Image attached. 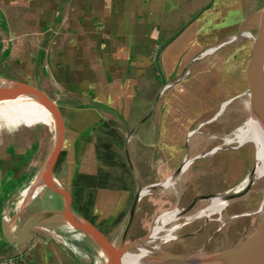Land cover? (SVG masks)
Here are the masks:
<instances>
[{
    "label": "crops",
    "instance_id": "0c3cea01",
    "mask_svg": "<svg viewBox=\"0 0 264 264\" xmlns=\"http://www.w3.org/2000/svg\"><path fill=\"white\" fill-rule=\"evenodd\" d=\"M262 7L264 0H0V80L35 86L57 105L64 136L53 177L69 194L75 174L96 172L94 127L103 120L122 124L124 143L151 109L128 140L141 185L165 180L191 159L173 183L139 198L134 215L142 199L157 202L151 210L159 214L172 209L170 197L186 184L195 194L207 176L225 184L219 192L240 183L248 154L222 134L233 116L219 132L207 135L201 127L240 97ZM3 102L13 125L0 126V264H101L89 240L62 221L34 225L21 244L4 239L2 225L37 177L53 128L29 125L11 100ZM134 190V182L95 190L91 212L103 233L119 226ZM34 199L23 210L43 208H30ZM58 200L45 207L61 206ZM18 217L10 230L20 226Z\"/></svg>",
    "mask_w": 264,
    "mask_h": 264
},
{
    "label": "water",
    "instance_id": "95a60500",
    "mask_svg": "<svg viewBox=\"0 0 264 264\" xmlns=\"http://www.w3.org/2000/svg\"><path fill=\"white\" fill-rule=\"evenodd\" d=\"M240 82V96L243 97L246 109L245 121L250 127L252 123L258 128L264 137V112L260 109V102L264 98V7L259 12L255 33L250 37L248 57L241 72ZM21 96L36 98L48 111L51 116L53 139L37 177L26 190L23 197H21L14 212L2 225L3 236L7 242L21 244L26 240L31 227L41 222L54 220L65 222L87 238L100 254L101 264H121V257L126 253L134 254L135 261L139 264H155L163 259L180 260L181 262L177 264H264V209L255 227L245 236L225 248L205 250L200 247L185 252H173L147 244L155 225L153 222L164 213H173L176 216L180 210L177 211L175 208L157 214L149 230L144 235L126 240L127 231L139 198L154 187L164 186L169 182L173 183V179L191 160L185 158L182 164L165 180L150 185H141V181L129 158L128 140L131 131L149 114L151 109L125 134L124 154L135 190L114 236L112 238L107 237L94 222L74 209L70 194L53 177V170L61 154L64 136L63 119L55 102L35 86L12 79L0 80V102ZM246 142H250L253 146V165L235 188H240L242 182L248 180L245 186L239 191L230 192L231 189H229L224 192L196 196L193 197V200L199 197H208L210 199L222 197L225 203L232 197L240 196L247 191L255 179L253 173L256 165V144L253 140L249 139L237 141V144L232 147L240 146ZM214 149H210L208 153ZM43 191L54 197H59L61 206L43 207L33 210L24 218L19 227L10 230L11 224L23 208ZM188 206L189 204L184 208ZM149 251L153 253H149Z\"/></svg>",
    "mask_w": 264,
    "mask_h": 264
},
{
    "label": "flooded vegetation",
    "instance_id": "af4514ba",
    "mask_svg": "<svg viewBox=\"0 0 264 264\" xmlns=\"http://www.w3.org/2000/svg\"><path fill=\"white\" fill-rule=\"evenodd\" d=\"M213 177L207 176L205 178V181L202 184V188L199 190L200 192L198 193L188 194L189 186L186 184L184 189L181 188V191L177 192L176 196L172 195L170 197V200L167 205H169V207L175 208V210L177 211L179 210L180 211L174 218L162 224L163 225L162 227H159L158 229H156L153 235L151 233L150 239L147 241V244L154 245L156 248H159L162 250L173 251V252H185V251H189V250L200 248V247H202L205 250L220 249V248H225L227 246L213 248V247H210L209 244H210V241H212L211 239L213 238V236L218 234V232L220 231L221 232L224 231L223 227H224L225 222L228 219L237 217L242 214H247L248 215L247 224L249 225L250 219H251V211L247 213H243V212H240V210L246 205V202L247 204H249L250 200L239 201L238 196L234 197V199H232L231 201L225 202L218 211L213 210L214 212L211 211L208 214L201 212V210L204 209V207L202 208V206H199L200 205L199 202L204 201V200H209L210 198L199 197L193 200V197L209 195V194L217 192L216 190L209 188V187H212V184H214V182L215 184L220 182L217 177H216L217 179H215L216 181L213 179ZM150 196L151 195L149 194V197ZM157 198H159V196H156L155 200H157ZM156 203H153L148 199H142L140 201L138 212L133 216L132 221L129 225L127 235H126V240L140 237L149 230V227L154 217L157 215L156 212H153L151 210L153 207L156 206ZM188 204L189 206L187 208H184ZM235 205H236V208H234ZM223 209L225 210L229 209V212L224 216L223 220H221V211ZM212 213H216L217 215L215 217L210 216V214ZM148 217L150 218L148 219ZM199 217H201V220L198 222V224L188 229L187 225ZM137 218H139V220ZM215 220H218V222L216 223V225H213ZM153 223L155 224V222ZM233 229L235 228L231 227L229 231L232 232ZM227 231L228 229H226L223 232V235L227 234ZM166 232H169L170 236L165 237L166 238L165 239L163 235ZM203 233H204V236L202 237ZM149 253H153V252L149 251ZM180 262L181 261L177 259H163L161 261L156 262L155 264H177ZM4 264H12V262H5ZM15 264H24V262L21 259L19 260L17 259L15 260Z\"/></svg>",
    "mask_w": 264,
    "mask_h": 264
},
{
    "label": "rangeland",
    "instance_id": "374dc122",
    "mask_svg": "<svg viewBox=\"0 0 264 264\" xmlns=\"http://www.w3.org/2000/svg\"><path fill=\"white\" fill-rule=\"evenodd\" d=\"M223 72V71H222ZM224 74V72L222 73ZM207 75L203 77V83H205L206 81H208ZM225 79V77L223 78ZM241 79V78H240ZM203 86V85H202ZM240 88H241V82H240ZM231 111H234V114L231 115ZM231 116H233L234 119V124L229 128H224L222 134H228L225 135L227 136V139H230L233 137L234 132L236 131V129L238 127H241L244 125V123L246 122V109L244 106V101H243V97H239L237 99H235L232 103L229 104V106L225 107L223 110V113L213 122L209 123V124H205L201 127V131L202 132H206L207 135H209L210 133H213L215 131L219 132L222 127H221V121L223 119L226 118H232ZM35 123V122H34ZM37 124H41V122H36ZM4 124L6 125H13L10 122H7L4 118L0 117V126H3ZM20 125H22V122H19ZM228 132V133H227ZM233 134V135H232ZM213 142L219 143L221 140L220 139H215L212 140ZM212 142V143H213ZM210 143V142H209ZM230 146H234L237 144V140L232 138L231 141H229L227 143ZM244 149H245V153L248 154V159H249V164L246 165L245 167H242L239 175L241 176V180L240 182L243 180V178L245 177V175L247 174V172L252 168L253 165V159H254V153H253V146L250 142H246L242 144ZM257 146V145H256ZM256 153H257V147H256ZM256 160H257V156H256ZM113 170H117L120 171V169L118 168V166L113 167ZM219 175V174H218ZM220 177V175H219ZM225 186V184L220 180L219 183H217L215 186L209 187L211 189L216 190L217 192H219V190H221L223 187ZM237 186V185H236ZM235 188V187H234ZM47 193V192H45ZM49 194V193H48ZM42 197V195L40 196V194L35 197L32 205L30 206V208H35L36 206H56L59 202V197H54L53 199H48V198H40ZM239 201H247L250 200L249 204H247L240 210V212L243 213H247L249 211H251V219H250V223L249 225L247 224V214H242L239 215L237 217H233L231 219H228L225 224H224V231L226 229H228L227 234L223 235L224 231H220L218 232V234H216L215 236H213V238L211 239L212 241H210L209 246L210 247H225L230 245L231 243H233L234 241L242 238L243 236H245L248 232H250L255 225L257 224L260 215L264 209V174L255 177V179L253 180V182L250 184V186L248 187L247 191L244 192L243 194H241L240 196H238ZM233 198L229 199L228 201H231ZM212 199L209 200H204L199 202V206H202V208H206L210 203H211ZM227 201V202H228ZM198 206V207H199ZM238 206V205H237ZM233 208V207H232ZM236 208V205L235 207ZM231 209V208H230ZM207 211V209H205ZM30 209L27 208L25 210H23L22 212H20L19 217H18V223L17 224H21L22 221L24 220V218L29 214ZM217 211V210H216ZM214 212V211H213ZM229 212V209H223L221 211V220H223L224 216ZM205 214H208L207 212ZM220 214V213H219ZM165 215V214H164ZM216 213H212L210 214V216H216ZM171 217H175L173 215H171ZM170 217L169 214V218L166 221H161L159 224H156V226L158 225L159 227H162L164 223L170 221V219H172ZM150 217H148L149 219ZM139 220V218H137ZM147 219V221H148ZM201 220V217L196 218L195 220H193L191 223H189L187 225V228L190 229L194 226H196L198 224V222ZM218 222V220H215V222L213 223V225H216V223ZM161 224V225H160ZM41 226V225H40ZM42 226H46V225H42ZM118 226V222L115 223L110 230H107V235L109 238H112L115 234V230L117 229ZM228 227H234L235 229L232 230V232L229 231L230 228ZM181 230V229H180ZM235 230V231H234ZM175 233V232H173ZM204 236V233L202 234V237ZM61 241H64L63 238H60ZM69 240V238H67ZM66 242V241H65ZM70 242V241H69Z\"/></svg>",
    "mask_w": 264,
    "mask_h": 264
},
{
    "label": "trees",
    "instance_id": "16d2710c",
    "mask_svg": "<svg viewBox=\"0 0 264 264\" xmlns=\"http://www.w3.org/2000/svg\"><path fill=\"white\" fill-rule=\"evenodd\" d=\"M94 128L96 131V172L90 175L75 174L70 188L75 210L92 222H94V215L91 212V203L96 189L122 188L128 182L133 183L124 154L122 124L103 120ZM115 166H118L120 171L113 170Z\"/></svg>",
    "mask_w": 264,
    "mask_h": 264
},
{
    "label": "bare ground",
    "instance_id": "6f19581e",
    "mask_svg": "<svg viewBox=\"0 0 264 264\" xmlns=\"http://www.w3.org/2000/svg\"><path fill=\"white\" fill-rule=\"evenodd\" d=\"M11 101L18 107V109L20 110L22 115L28 121L29 125L33 124L34 122L35 123L36 122H42V123H48V124L51 123L50 114L48 113V111L45 109V107L36 98L21 96V97L11 99ZM260 109L264 112V98L260 102ZM36 116H37V118H36ZM47 116H48V118H47ZM0 117L4 118L7 122L11 123L9 115H8V111H7L3 101L0 102ZM39 126H41V125H39ZM37 129H38V127H37ZM41 129H43V128H41ZM38 133H41V132H38ZM232 138L236 139L237 141H245V140L251 139L255 142V144L257 145L256 146L257 147V153H256L257 160H256V165H255L253 177H258V176L264 174V137L261 134V132L259 131V129L256 128L252 123H251V127H250L249 124L247 122H245L243 126L238 127L236 129ZM232 138H230L228 140L231 141ZM247 181L248 180H246L245 182L243 181L240 188L238 187L235 189H231L230 192L241 190L242 187L245 186ZM223 204H224V200L222 199V197H215L212 199L211 203L206 208L201 210V212L209 213L213 210L218 211ZM205 209H207V211ZM164 214L157 217V219L155 221V225L152 229V235L155 233V230L158 229V225L156 226V224H159L161 221H166L169 218V214H170V217H171V215L175 216L173 213H164ZM171 218H174V217H171ZM169 236H170L169 232H166L163 235L164 238L169 237ZM121 264H139V263H137V261H135L134 254L126 253L121 257Z\"/></svg>",
    "mask_w": 264,
    "mask_h": 264
}]
</instances>
